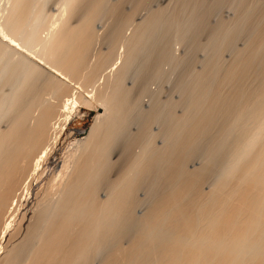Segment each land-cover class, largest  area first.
Masks as SVG:
<instances>
[{"label":"bare ground","instance_id":"1","mask_svg":"<svg viewBox=\"0 0 264 264\" xmlns=\"http://www.w3.org/2000/svg\"><path fill=\"white\" fill-rule=\"evenodd\" d=\"M51 1L12 0L0 24V264H264V1L138 0L156 9L135 19L141 4L60 0L70 17L49 32ZM97 40L107 47L93 57ZM17 41L41 45L51 72ZM165 62L182 72L180 99L153 96L144 111L126 83L163 79ZM59 77L82 78L90 100ZM91 101L101 112L54 166L73 109Z\"/></svg>","mask_w":264,"mask_h":264},{"label":"rangeland","instance_id":"2","mask_svg":"<svg viewBox=\"0 0 264 264\" xmlns=\"http://www.w3.org/2000/svg\"><path fill=\"white\" fill-rule=\"evenodd\" d=\"M51 1V0H50ZM62 2H63V0H61ZM60 0H52L51 1V3L50 2H48V3H50V5H51V7H50V5H48L46 8H47V13H48V15H50V17H51V15H52V18H51V22H50V19L47 21V23L49 22L50 24L52 23V27H54V28H52V29H50L51 27H50V24L48 23V26L50 27L49 28V32H50V30H54L56 27H55V24H57V26H58V23L60 22V20L61 19H59V16H60V18H61V15H62V12H64L63 13V15L64 16H62L63 18L64 17H66V18H68V17H70L68 14V17H67V15H66V13H69V11L67 12V11H64L65 9L63 8V6H62V2H61ZM122 0H120V1H117L116 0V3L118 2H120L121 4H119L118 5V3L117 4H114L113 2H115L114 0H113V2H111V5L112 6H114L115 5V7H117V8H121L122 6H125L126 8H128L127 9V11L129 10L130 12L133 10L132 8H134V10L136 9L135 8V6L134 5H136V7H137V5L138 4H141L140 2H138V0L137 1H134V3H132V1L133 0H129V1H131V2H127L128 4H131L132 5V7H131V5H125V1H128V0H123L124 1V4H122L123 2H121ZM154 1H156V0H154ZM154 1H152L151 3H155V5L157 6V3H158V1L159 0H157L156 2H154ZM161 1V0H160ZM261 2H263L264 0H260ZM11 2H12V0H0V24L3 22V20H4V17H5V15H6V13H7V9L6 8H9V6L10 5H12L11 4ZM136 2V3H135ZM146 2V1H145ZM145 2H142V4H144ZM207 2H211V0L209 1H207ZM151 3H147L148 5H150ZM60 4H61V6H60ZM141 4V5H142ZM147 4L145 5L144 4V7H148V8H145L146 9V13L144 12V8H142V9H140L141 7H143V5L141 6V5H139L140 7H139V9H140V11L138 10V12H136V13H138V14H136L135 16H137V17H134L135 19L136 18H138L139 17V19H140V17H142V18H144L147 14H148V11H149V9L150 8H152L153 6L152 5H154V4H151V6H147ZM118 5V6H117ZM155 5H154V7H155ZM163 6H165V5H167V4H162ZM161 5V6H162ZM170 5V4H169ZM174 5V4H173ZM130 6V7H129ZM48 7H50V8H48ZM126 8H125V10H126ZM129 8H131V9H129ZM226 8V7H225ZM228 8V7H227ZM62 9V10H61ZM64 9V10H63ZM121 9H124L123 7L121 8ZM155 9H156V7H155ZM155 9H153V10H155ZM229 10H231L230 8H228ZM62 11V12H61ZM226 11H228L227 9H223L222 10V12H221V18L223 19L224 18V20L225 21H227V19L229 20V18L231 17V16H228L227 14L229 13V11L226 13ZM61 12V13H60ZM66 12V13H65ZM143 13V15H141L142 13ZM231 12H232V14H233V11L231 10ZM230 12V13H231ZM60 13V14H59ZM146 15H145V14ZM59 14V15H58ZM231 14V15H232ZM141 15V16H140ZM145 15V16H144ZM230 15V14H229ZM54 16V17H53ZM144 16V17H143ZM227 16V17H226ZM105 17H107V16H105ZM110 17V16H109ZM108 17V18H109ZM49 18V17H48ZM74 19L76 18V16L75 17H73ZM71 19L70 18V22L72 23L73 22V24H75V23H77V20H78V18H79V16L77 15V18H76V22H74V19ZM58 19V20H57ZM109 19H111V18H109ZM109 19H106L105 20V18L103 17L102 18V20H100L99 21V24H98V26H97V24H95L96 26H95V29L97 28V29H99V27H102L103 26V28H102V30L104 29V31L103 32H105V28H106V30H109V29H111V27L109 28V29H107L108 27H109V25L110 26H112V22H113V20H109ZM52 20L53 21H55L56 20V22L57 23H55L54 22V24H53V22H52ZM62 20H64V19H62ZM69 20V19H68ZM108 20L109 21H112L111 23L110 22H108ZM215 18L214 17H212L209 21H210V24L211 25H214V23H215ZM65 21V20H64ZM63 21V22H64ZM105 21H107L106 23H105ZM135 21H139L138 19L137 20H135ZM100 22L101 23H103V24H101V26H99L100 25ZM62 23V22H61ZM213 23V24H212ZM72 24V25H73ZM105 24H107V25H105ZM54 25V26H53ZM60 25V24H59ZM76 25V24H75ZM108 26V27H107ZM132 28L133 27H131L130 29H131V31H132ZM101 30V28L99 29V31ZM102 30L100 31L101 33L100 34H103V32H102ZM207 30H209V29H207ZM47 31H48V29H47ZM47 31L46 30H44V32L41 34V37H47L48 36V33H47ZM96 31V30H95ZM99 31H97V33L99 32ZM131 31H129L128 30V34L131 32ZM203 33V34H201L202 36H200L199 37V49H198V51H196L193 55V65H192V68L195 70V71H200V69H201V67L203 66V65H201V63H202V61H204V57L206 58V44H207V40H208V36H206V34H209L208 32L209 31H207L206 33H205V31L203 30V31H200V33ZM205 33V34H204ZM99 34V33H98ZM104 35V34H103ZM207 38H206V37ZM98 41V40H97ZM97 41H95L94 42V44H93V46H92V50H91V52L92 53H90V54H92L93 55V57H94V54H97L96 52H98V50H99V52L98 53H100V51H102V50H104V52H105V48H102V47H100V49H99V46L101 45V46H103V45H106V47H107V44H105V43H103V41L100 43L99 41L97 42ZM18 42V44H19V46H17V47H15L16 48V50L20 53V54H22L23 56H25L26 58H28V59H30V60H33V61H35V62H37V60L39 61V56H40V61H42L43 63H44V60H42L41 59V55H39L38 53H41V51L39 50L41 47V45L40 46H36V47H23V44H22V42L21 41H17ZM98 43H100V44H98ZM182 42H180L179 43V41L178 42H173L172 43V49H173V55H174V57L177 59H180V58H183V57H186V56H188L187 54H188V51H189V48H188V45H186L185 43H183V44H181ZM243 43V41L241 40V41H239V44L240 45H238V46H240V48L242 47L241 46V44ZM103 44V45H102ZM105 47V46H104ZM188 48V49H187ZM102 49V50H101ZM187 50V51H186ZM186 51V52H185ZM103 52V51H102ZM186 54H185V53ZM228 51H226V53H223V56H222V61L223 62H225V63H227V62H229L231 59H229V58H231L232 57V55L229 53H227ZM116 54V53H115ZM184 54V55H183ZM39 55V56H38ZM92 55H90V56H92ZM230 55V56H229ZM18 56V54L16 55V57ZM183 56V57H182ZM229 56V57H228ZM92 59V58H91ZM227 60H229V61H227ZM227 61V62H226ZM46 62V61H45ZM38 63V62H37ZM166 63V62H165ZM162 64L161 65V71L163 72V75H165L164 76V78L163 79H156V77H154V74H152V73H150V72H147L146 73V76L144 77L145 78V81H144V79H143V81L145 82H143L144 84H142V82H140V84H142V86L144 87V85L146 84V86H147V93H144V95H142L141 96V98H138V95L136 94L138 91H136V90H140L139 88H141V87H139L138 85H140L139 83H136V84H134V82L132 83V82H130V80L129 81H127V83H126V87H132L133 86V88H134V94H133V98H134V100H135V98L136 99H140L139 101H140V103H141V107H142V109L144 110V111H146V109H147V111L149 112V110H148V108L149 109H152L155 105H153V104H156L157 105V101H155V99H153L152 100V98H153V96H156V99L157 100H159L160 101V103H164V101H166V100H171L172 99V101H175V102H178V100L180 99V95H179V97H178V92H176L175 91V85L177 84L176 82H178V78H179V74H182V72L181 71H179V70H177V72L176 71H174V68L175 67H173L172 68V65L174 66V64L173 63H166V64ZM48 66L49 64L47 63H44V64H40V66H41V68H42V70H43V67H44V71L45 72H47V71H49V72H51V66H48V67H46V66ZM170 65V66H169ZM50 67V68H49ZM172 68V69H171ZM171 70V71H170ZM202 70V69H201ZM174 71V72H173ZM165 72V73H164ZM173 72V73H172ZM180 72V73H179ZM175 73V74H174ZM54 74V73H53ZM54 75H56V74H54ZM57 76V75H56ZM59 79L60 80H62L60 77H59ZM178 79V80H177ZM71 79H69V81H70ZM75 80V82H76V79H74ZM64 83H66L67 85H68V81H66V80H62ZM77 81H78V83L76 82V84H74V86H73V84L72 83H75L74 81H71L69 84V88H73V89H75L76 90V92L77 93H80L82 96H84V98H86L87 97V94L90 92V90L92 89L91 87L89 88V84H85V82L83 81V79L82 78H77ZM132 81V80H131ZM131 83H132V85H131ZM76 85H77V87H76ZM71 86H73V87H71ZM84 86H88L87 88H89V89H87L86 87H84ZM145 86V87H146ZM174 87V88H173ZM172 88H173V90H172ZM86 90H88V91H86ZM176 93H175V92ZM88 92V93H87ZM149 92H151V93H149ZM91 93V92H90ZM147 94V95H146ZM151 95V97H149ZM137 96V97H136ZM179 99H178V98ZM151 98V99H150ZM86 99H89L90 100V98H86ZM178 99V100H177ZM177 100V101H176ZM151 101V102H150ZM153 101H155L154 103H152ZM149 104H150V106H149ZM153 105V106H152ZM152 106V107H151ZM179 109L181 108V107H178ZM177 108V109H178ZM74 111H73V114H72V120H71V122H70V124L68 125V128H67V131H66V135H68V137L66 138V140L64 141V143L62 144V146H61V148H60V151L58 152V153H56L53 157H52V160H53V164H54V166L60 161V159H61V157H62V155L64 154V152H65V150H66V148H67V146H68V144L72 141V140H74V139H76V138H78V139H82V138H84V137H86V135H87V133H88V131H89V128L93 125V123H94V121L96 120V118H97V115L101 112V110L97 107V103L95 102V101H91V103H90V105H87V106H85V105H81V106H77L76 108H74L73 109ZM180 111V112H179ZM182 111V109L181 110H177L176 111V114H180V113H182L181 112ZM156 126H157V124H154V123H152V125L149 127L150 129H151V132L152 133H154L155 134V140H154V145H156L157 147H159V145L161 144L162 145V142H160V140L162 139L161 138V136H156L157 134H159V127H161V126H159V124H158V126L159 127H157L156 128ZM135 129L136 127H132V129ZM133 129V130H134ZM157 129V130H156ZM161 129V128H160ZM136 130V129H135ZM134 130V131H135ZM133 131V132H134ZM84 136V137H83ZM154 136V135H153ZM157 137H160V139H158ZM160 145V146H161ZM133 150H135V151H139V149L137 148V146H136V149H135V147L133 148ZM117 159H118V157H117ZM121 159H123V158H121ZM125 159V158H124ZM123 159V160H124ZM115 160H116V158H115ZM113 161H114V159H113ZM115 162V161H114ZM48 167V166H47ZM50 166L48 167V170H50ZM113 173V172H112ZM112 173H111V176L110 177H113V175H114V173H113V175H112ZM23 211L21 210V211H19V213H17V215L15 216V218H14V222H13V226L11 227V229H10V232H9V234L10 233H12L13 231H12V229L15 227V225L17 224V222L20 220V216H21V213H22ZM11 244H8V246H10Z\"/></svg>","mask_w":264,"mask_h":264}]
</instances>
